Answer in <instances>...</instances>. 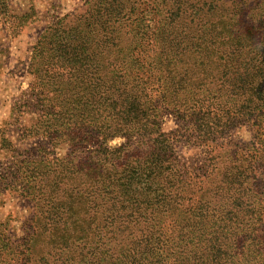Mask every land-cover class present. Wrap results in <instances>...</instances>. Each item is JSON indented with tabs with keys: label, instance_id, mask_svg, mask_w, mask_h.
<instances>
[{
	"label": "trees",
	"instance_id": "16d2710c",
	"mask_svg": "<svg viewBox=\"0 0 264 264\" xmlns=\"http://www.w3.org/2000/svg\"><path fill=\"white\" fill-rule=\"evenodd\" d=\"M63 20L26 129L67 151L30 161L29 229L2 264H264V0H87ZM184 141L216 144L206 165Z\"/></svg>",
	"mask_w": 264,
	"mask_h": 264
},
{
	"label": "rangeland",
	"instance_id": "374dc122",
	"mask_svg": "<svg viewBox=\"0 0 264 264\" xmlns=\"http://www.w3.org/2000/svg\"><path fill=\"white\" fill-rule=\"evenodd\" d=\"M86 1L0 0L3 11L0 15V264L6 237L16 242L29 229L32 205L23 196L20 183L32 179L30 168L33 164L30 161L44 159L50 162L52 157L67 151L62 149L55 153L49 139L35 136L34 132L28 133L26 129L37 123V108L51 100L50 77L41 70V82V76L35 78L32 69L35 63L39 68L45 67L46 50L51 48V25L63 18V24L68 23L74 13L82 10ZM44 40L46 43L40 47L43 49L41 56L38 43ZM39 85L44 88H37ZM177 126L174 116L163 117L165 132ZM253 136L250 124L243 125L229 131L217 144L248 142ZM124 141L118 136L111 139L109 145L119 146ZM215 145L184 141L178 150L189 163L200 167L207 162L204 151L210 152ZM26 169L29 171L25 172ZM38 182L37 177L35 183Z\"/></svg>",
	"mask_w": 264,
	"mask_h": 264
}]
</instances>
